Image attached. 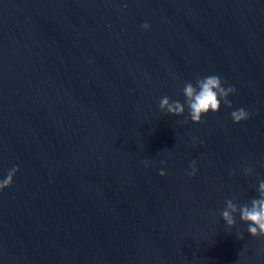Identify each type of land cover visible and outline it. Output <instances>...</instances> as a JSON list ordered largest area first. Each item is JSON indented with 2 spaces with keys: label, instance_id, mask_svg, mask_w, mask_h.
<instances>
[{
  "label": "water",
  "instance_id": "water-1",
  "mask_svg": "<svg viewBox=\"0 0 264 264\" xmlns=\"http://www.w3.org/2000/svg\"><path fill=\"white\" fill-rule=\"evenodd\" d=\"M208 75L231 109L159 110ZM261 164L264 0H0V264H264L221 216Z\"/></svg>",
  "mask_w": 264,
  "mask_h": 264
},
{
  "label": "clouds",
  "instance_id": "clouds-1",
  "mask_svg": "<svg viewBox=\"0 0 264 264\" xmlns=\"http://www.w3.org/2000/svg\"><path fill=\"white\" fill-rule=\"evenodd\" d=\"M142 28L144 31H148L150 25L145 23ZM225 83L217 75L196 76L194 83L187 82L183 86L182 94L185 98L183 103L179 100L171 101L169 97L164 96L159 101V110L171 116L183 117L187 109V117L183 123H187L190 120L194 124H201L203 122L202 118L209 113H218L222 104L230 109L233 107L229 97L235 94L236 89L234 86L225 88L223 86ZM251 115L252 113L243 107L230 113L232 121L237 125L248 121ZM143 164L148 167L149 161L145 160ZM260 166L264 167V164ZM189 167L191 171L187 174L190 177H195L198 172L196 161L193 160ZM19 171V167L14 165L0 178V193L12 186L14 178ZM254 171L252 167H245L243 174L252 176ZM159 175L163 177L166 173L162 170ZM230 175L234 176L235 172H231ZM225 204L226 207L221 211V216L229 230L236 226V216L239 215L240 221L247 225V232L252 238L264 239V180L259 181L257 196L252 198L250 202L238 204L234 197L227 199ZM238 238L243 240V233H240Z\"/></svg>",
  "mask_w": 264,
  "mask_h": 264
}]
</instances>
